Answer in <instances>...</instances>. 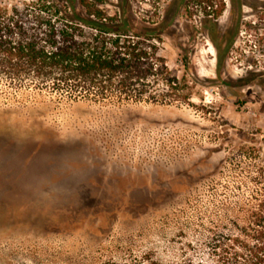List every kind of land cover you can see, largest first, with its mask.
<instances>
[{
  "label": "rangeland",
  "instance_id": "obj_1",
  "mask_svg": "<svg viewBox=\"0 0 264 264\" xmlns=\"http://www.w3.org/2000/svg\"><path fill=\"white\" fill-rule=\"evenodd\" d=\"M102 7L159 27L190 98L96 102L0 83V264H179L264 165V0Z\"/></svg>",
  "mask_w": 264,
  "mask_h": 264
},
{
  "label": "trees",
  "instance_id": "obj_2",
  "mask_svg": "<svg viewBox=\"0 0 264 264\" xmlns=\"http://www.w3.org/2000/svg\"><path fill=\"white\" fill-rule=\"evenodd\" d=\"M77 1L0 0V83L73 100L188 101L185 76L160 54L159 27L125 22L105 0ZM249 182L207 218L179 264H264V165Z\"/></svg>",
  "mask_w": 264,
  "mask_h": 264
}]
</instances>
